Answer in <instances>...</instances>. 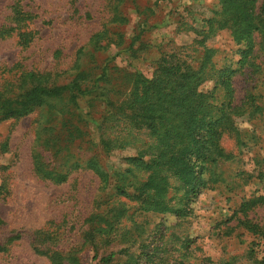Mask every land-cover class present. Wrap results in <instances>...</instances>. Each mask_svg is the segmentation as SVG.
I'll return each instance as SVG.
<instances>
[{
  "label": "rangeland",
  "instance_id": "1",
  "mask_svg": "<svg viewBox=\"0 0 264 264\" xmlns=\"http://www.w3.org/2000/svg\"><path fill=\"white\" fill-rule=\"evenodd\" d=\"M221 6V0H0V94L18 97L56 84L72 90L0 119V264H141L143 245L146 264L264 258V109L252 115L243 108L250 91L264 92V42L257 34L235 39L229 28L200 33ZM98 33L106 47L95 51L89 44ZM182 47L192 58L209 47L217 75L234 72L235 110L218 139L223 159L202 161L194 172L167 164L140 169L133 160L140 152L146 162L159 157V140L117 118L102 125L101 118L108 103L114 108L116 98H127L131 73L152 77L162 53ZM250 57L258 69L243 65ZM198 90L214 99L217 114L230 99L224 77ZM106 137L117 142L103 149ZM155 171L168 182L147 188L145 195L157 193L148 200L135 183Z\"/></svg>",
  "mask_w": 264,
  "mask_h": 264
},
{
  "label": "trees",
  "instance_id": "2",
  "mask_svg": "<svg viewBox=\"0 0 264 264\" xmlns=\"http://www.w3.org/2000/svg\"><path fill=\"white\" fill-rule=\"evenodd\" d=\"M259 2H261L260 7L258 6ZM221 5V12L217 13L218 15L208 17V26L200 33L212 32L219 28H229L232 30L235 39H243L247 42L253 34H257L264 42V0H221ZM115 13V22H117L121 16V13L118 12V5L115 7ZM118 34L122 37L119 39L122 43L124 40L123 33ZM103 38V33H98L91 39L89 45H92L95 51L104 49L106 44H101ZM87 49L85 46L79 53L84 54ZM129 49L133 53L132 44ZM254 50L255 48L252 47L250 51L254 54ZM251 56L253 57V55ZM252 57L243 65L258 69L259 65L255 64ZM212 58L213 50L209 47L204 48V54L201 58H192L185 47L179 48L173 53H162L152 77H147L141 72L131 73L132 85L127 98L123 100L116 98L114 102L117 103L114 108L111 107V103H108L111 109L105 110L108 116L105 117L106 115H104L101 118L102 125H106L109 117L117 118L133 130L150 131L155 140H159V145L157 144L154 148L158 146L160 156L153 157L146 162L140 152L137 158L133 160L137 167L140 169L156 168L161 171L162 165L167 164L171 168H180L185 173L186 169L194 172L193 166L196 167L197 164L200 166V163L207 159L211 162H218L223 159L218 139L222 132L220 126L231 122L232 113L235 110L232 103V89H230L234 72L232 74L229 72L227 75L225 72L223 75L218 72L217 75L216 64L212 62ZM222 77L225 78L230 99L219 106L221 109L217 114L214 99L211 100V96L204 95L198 89L206 80H219ZM97 86L100 87V85ZM69 88V84H56L50 87H34L18 95V97L6 98L0 94V119L15 116L20 106L26 107L34 104L43 106L48 100L45 98L46 96H62ZM96 92L106 96L112 90L96 89ZM263 98L264 92L253 93L250 91L243 106L244 112L250 110L252 115L262 113L264 109ZM207 107H210L209 115H206L205 112ZM110 138H102L103 149L110 148L112 142L114 144L117 142ZM214 154L218 155L215 156ZM159 171H155L144 181L138 179L135 186L142 183L144 190L151 186H161L163 189L168 178L162 175L160 179H157ZM127 188L128 186L124 187V189ZM143 189L140 193L145 195L147 190L144 191ZM145 196L150 200L157 196V193ZM147 249V245H143L142 251L137 256L140 257V262H145L141 264H146ZM125 251L128 250H120L119 252ZM116 255V253H112L104 259L109 261ZM258 264H264V258L260 262L258 261Z\"/></svg>",
  "mask_w": 264,
  "mask_h": 264
}]
</instances>
